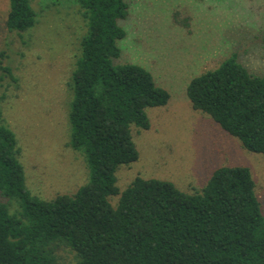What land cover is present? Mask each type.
<instances>
[{
	"label": "trees",
	"instance_id": "obj_1",
	"mask_svg": "<svg viewBox=\"0 0 264 264\" xmlns=\"http://www.w3.org/2000/svg\"><path fill=\"white\" fill-rule=\"evenodd\" d=\"M76 1L86 31L69 83V146L83 153L88 181L73 195L31 193L18 138L0 109V190L19 205L12 212L0 200V264H60L62 246L79 264H264V212L248 166H220L193 191L140 176L119 188V166L139 159L132 128L148 129L147 109L166 105L170 93L144 66L115 62L127 36V0ZM10 2L11 31L37 23L32 0ZM187 93L194 109L264 153V73L233 54L192 78Z\"/></svg>",
	"mask_w": 264,
	"mask_h": 264
},
{
	"label": "rangeland",
	"instance_id": "obj_2",
	"mask_svg": "<svg viewBox=\"0 0 264 264\" xmlns=\"http://www.w3.org/2000/svg\"><path fill=\"white\" fill-rule=\"evenodd\" d=\"M116 63H137L170 93L169 102L147 109L151 126L133 127L139 159L119 166L121 190L137 177L200 189L224 165L251 169L264 212V153L246 149L210 115L196 110L187 93L192 78L236 54L250 71L264 73V0H127ZM37 23L11 31L10 0H0V109L18 138L31 193L53 199L75 194L88 181L82 152L69 146V85L80 53L85 20L76 0H32ZM10 68V71L7 70ZM112 196V203H117ZM0 200L19 210L0 190ZM60 264H79L66 246Z\"/></svg>",
	"mask_w": 264,
	"mask_h": 264
}]
</instances>
